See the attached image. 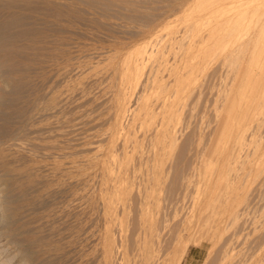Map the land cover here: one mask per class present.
I'll list each match as a JSON object with an SVG mask.
<instances>
[{
  "label": "rangeland",
  "instance_id": "374dc122",
  "mask_svg": "<svg viewBox=\"0 0 264 264\" xmlns=\"http://www.w3.org/2000/svg\"><path fill=\"white\" fill-rule=\"evenodd\" d=\"M53 1L68 12L60 24L52 19L49 25L62 53L55 58L61 57L67 71L61 75L48 65L47 74L58 79L46 76L40 94L61 91L40 95L41 102H51L39 101L38 112H44L30 119L37 125L27 121L18 127L25 140L18 137L20 156L34 163L40 159L36 164L80 161L59 180H67L69 170L74 180L84 179L55 195L65 197V205L52 206L53 196L46 209L25 216L22 228L64 247L62 261L57 251L58 257L40 253L41 259L49 264H264V0ZM49 83L53 88L45 86ZM52 97L62 110L53 107L58 103ZM49 109H54L51 116ZM49 118L59 122H52L51 130ZM39 121L47 126L39 127ZM57 147L61 160L53 151ZM80 201L84 206L77 209ZM7 227L0 226V249H5L0 260L17 250L12 264L37 258L28 249L31 243L22 240L24 230L12 222ZM92 229L97 239H91ZM86 237H91L89 247L82 242ZM6 239L15 246L6 248Z\"/></svg>",
  "mask_w": 264,
  "mask_h": 264
},
{
  "label": "bare ground",
  "instance_id": "6f19581e",
  "mask_svg": "<svg viewBox=\"0 0 264 264\" xmlns=\"http://www.w3.org/2000/svg\"><path fill=\"white\" fill-rule=\"evenodd\" d=\"M57 1V0H56ZM65 12V13H64ZM66 12H67V8H66V10L64 9V6H62V4L61 3H59V1H58V3H55L54 1H53V3H52V0H0V141L1 142H3V144L4 145H2V146H0V226H2L3 228H7L8 229V224H9V222L11 223H13L15 226H16V228L17 229H21L23 226H25V225H23L25 222H24V218H25V216L28 214V212H30L31 211V213H32V211L33 210H35V212H36V210L37 209H39V210H41L40 208H45V207H47V205H49V201H52V199H53V196H55L56 194H60L61 195V193L60 192H62L65 188H66V185H70V186H76L75 184H71V183H79L80 181L83 183V179H84V177H83V179L81 178H77V177H75V180H74V177L72 178V176L73 175H70V170H71V168L72 167H76L77 168V165H78V163L80 162V161H77V160H75V161H77V162H75V163H77L76 165H75V163L74 162H68V164H66L65 163V161H64V163L66 164V165H64V163H60V162H52L51 164H46V163H44V164H36V163H39V161H40V159L36 162V163H34L33 161L32 162H30L31 161V159H34V158H30L29 160L30 161H23V157H21L20 156V153H21V150H20V143H18V137H19V140H20V129L19 128H21V125H23V123H27V121H29V124L31 123L30 122V119H31V121H33L32 120V118L33 117H35V116H37L38 114H40V112L43 110L42 108H43V104H46V103H48V101L46 102V100H43L44 101V103L43 102H41L40 101V95H42V98L41 99H44L43 98V94L45 93V92H43V94H40V85H41V83L43 84V83H46L47 81H48V77H46V76H49L47 73V67H49L48 65H51V64H53L54 66H57V69L58 68H60V70H57L56 69V71H57V73L59 72V71H61L60 72V74L62 75H64V72L62 73V71H65V73H66V71L67 70H64V69H66L65 68V64H64V62L62 61V59L61 60H58V58L60 57H58V58H55V55L57 54H59V55H62V53H60L61 52V48H60V50H57V48H59V46L57 47V45L56 44H58L56 41H54L52 38L53 37H50V34H51V30H49L50 28H49V25L51 24V21H52V19H53V21H55L54 23H59V22H62V20L61 19H63V17L65 18L66 16H64L65 14H66ZM67 14H68V12H67ZM238 16V15H237ZM236 16V17H237ZM59 20H61V21H59ZM59 21V22H58ZM64 21V20H63ZM65 22V21H64ZM66 23V22H65ZM60 24V23H59ZM52 25V24H51ZM56 25V24H55ZM61 25H62V23H61ZM53 26V25H52ZM52 26H50L51 28H54V27H52ZM67 26V25H66ZM60 27V26H59ZM59 27H57V28H59ZM63 29V28H62ZM53 30V29H52ZM66 30V29H65ZM49 31H50V33H49ZM56 31V30H55ZM58 31V30H57ZM62 31V33H64V31L63 30H61ZM54 32V31H53ZM52 32V33H53ZM58 32H60V31H58ZM66 32V31H65ZM55 34V33H54ZM61 34V33H60ZM60 34H58V35H60ZM52 35V34H51ZM55 37H57L56 35H54ZM62 36H64V35H62ZM65 36H66V34H65ZM61 37V36H60ZM59 39V38H58ZM64 40H66L67 41V39H64ZM64 40H62V42L61 43H65V42H63ZM58 41V40H57ZM62 45V44H61ZM60 45V46H61ZM66 45V44H65ZM63 46V45H62ZM61 46V47H62ZM64 47V46H63ZM57 51H60L59 53L57 52ZM65 51V50H64ZM63 52V51H62ZM65 53V52H64ZM67 54V53H66ZM67 56V55H66ZM61 58V57H60ZM59 58V59H60ZM65 58V57H64ZM54 60V61H53ZM68 60V59H67ZM76 60V59H75ZM75 60H73V61H75ZM69 61V60H68ZM76 62V61H75ZM74 62V63H75ZM69 64V63H68ZM70 64H72V63H70ZM76 65V64H75ZM73 66V65H72ZM51 67V66H50ZM74 67H78V65L77 66H74ZM78 68H80V66L78 67ZM49 69V68H48ZM63 69V70H62ZM81 69V68H80ZM79 69V70H80ZM51 70V69H50ZM50 70H48L49 71V74H51V72L53 71V72H55L54 70H51V72H50ZM69 70V69H68ZM74 70V69H73ZM78 70V71H79ZM75 71H76V68H75ZM77 71V72H78ZM71 72V71H70ZM73 72V71H72ZM71 72V73H72ZM54 74H56V72L54 73ZM54 74H53V76H54ZM60 74H58V76H59V78H60ZM79 74L81 75L82 74V72L80 73L79 72ZM79 74H74V75H79ZM52 75V74H51ZM49 76V78H51L52 76ZM72 75V74H71ZM79 75V76H80ZM46 77V78H45ZM55 77H57L56 75H55ZM55 77L53 78L52 77V79L51 80H55ZM62 77V76H61ZM44 78L45 79H47V80H44ZM79 77H77V79H78ZM80 78H81V76H80ZM57 79H58V77H57ZM43 80L45 81V82H43ZM75 80H76V78H75ZM74 80V81H75ZM79 80V79H78ZM78 80H76V81H78ZM57 81V80H56ZM58 81H60V79L58 80ZM80 81V80H79ZM81 82V81H80ZM50 83H53L52 81L50 82ZM50 83L49 84H46L45 86L48 88V85H50ZM82 83V82H81ZM56 84V83H55ZM58 84V83H57ZM76 85H77V82L75 83ZM64 84H62L61 86H63ZM76 85L74 86V87H76ZM81 84H79V86H80ZM64 86H66V85H64ZM49 87H52L51 85L49 86ZM56 87V86H55ZM41 88H42V86H41ZM44 88V87H43ZM42 88V89H43ZM53 88V87H52ZM66 88V87H65ZM77 88H80V87H78L77 86ZM50 89V88H49ZM55 89V88H54ZM69 89V88H68ZM53 90V89H52ZM60 90V89H59ZM59 90H57L56 91V93H55V91H54V94H57V92L59 91ZM70 90V89H69ZM51 91V90H50ZM52 91V92H53ZM61 91V90H60ZM77 91H79V89H77ZM48 92H49V90H48ZM52 92H50V94H47V93H45L44 95H46L47 94V96L49 97V95H51V93ZM75 92H76V89H75ZM80 92V91H79ZM62 93H63V91H62ZM82 93V92H81ZM62 95V94H61ZM64 95H66V94H64ZM75 95H77V94H75ZM46 96V97H47ZM58 96H60V93L58 94ZM56 97V96H55ZM62 97V98H61ZM59 99H60V101L62 102V103H64V101H62L61 99H63V96H61ZM74 97V96H73ZM77 97V96H76ZM78 97H79V95H78ZM77 97V98H78ZM53 99H54V97H52ZM51 98V99H52ZM57 98V97H56ZM55 98V99H56ZM65 98L66 99H69V98H67V96H65ZM64 98V99H65ZM72 98V97H71ZM53 99H52V101H53ZM55 99H54V101H55ZM66 99H65V101H66ZM234 99H235V97H234ZM48 100V99H47ZM50 100V99H49ZM39 101L41 102V103H43L42 105H41V103H40V105L42 106V110L41 111H39L38 112V110L40 109V105H38L39 104ZM59 100H58V102H60ZM73 101H74V99H73ZM83 101V100H82ZM236 101V100H235ZM51 101H49V103H50ZM56 102V101H55ZM58 102H56V103H58ZM61 102H60V104H61ZM81 102V101H80ZM48 103V104H49ZM47 104V105H48ZM60 104L58 103V104H56V105H58V106H56L55 104L53 105V107L55 108V107H58L59 108V110H62V108H60L61 106H60ZM78 104V103H77ZM50 105V104H49ZM48 105V106H49ZM45 106V105H44ZM48 106H45V111H46V108L48 107ZM60 106V107H59ZM64 106V105H63ZM50 107V106H49ZM48 107V108H49ZM51 107H52V105H51ZM50 107V108H51ZM68 107V106H67ZM74 108H75V106H74ZM76 108H77V105H76ZM52 109V108H51ZM51 109H49V110H47V111H49V112H53V110H51ZM57 109V108H56ZM66 109V108H65ZM68 109H70V108H68ZM58 110V109H57ZM75 110V109H74ZM38 112V114L36 115V113ZM44 112V111H43ZM43 112H41V113H43ZM52 112L50 113V116H51V114H52ZM56 112V111H55ZM54 113V112H53ZM58 114L59 113H61L60 111L59 112H57ZM75 113H77V112H75ZM45 114H47L48 115V113H45ZM56 114V113H55ZM69 114V113H68ZM35 115V116H34ZM43 115V114H42ZM47 115H45V117H47L48 118V116ZM79 115V114H78ZM41 116V115H40ZM54 116H56V117H61V114L59 115V116H57V115H54ZM80 116H81V114H80ZM39 117V116H38ZM41 117H43V116H41ZM76 117V116H75ZM37 118V117H36ZM82 118V117H81ZM33 119H35V118H33ZM46 119V118H45ZM54 119V118H53ZM58 119V118H57ZM57 119H54L52 122H54L55 120L57 121ZM37 120H38V118H37ZM68 120V122H69V119H67ZM46 121V120H45ZM50 121V122H49ZM49 121L47 120V122H49L50 124L48 125V127L47 128H49V130H51L50 129V125L52 124V122H51V120H50V118H49ZM80 121V120H79ZM61 122V121H60ZM78 122V121H77ZM25 123V124H26ZM37 123H40V126L39 127H42L43 125L45 126L46 124H43L42 125V122L41 121H39V122H37ZM55 123V122H54ZM53 123V124H54ZM57 123H59L58 121L56 122V124ZM32 124V123H31ZM30 124V125H31ZM34 124H36V123H34ZM34 124H32V125H34ZM80 124V123H79ZM31 125V126H32ZM37 125V124H36ZM39 125V124H38ZM42 125V126H41ZM20 126V127H19ZM26 126V125H25ZM31 126L29 127L28 125H27V130H29V128H31ZM35 126V125H34ZM33 126V127H34ZM44 126L42 127V128H44ZM47 126V125H46ZM53 126V125H52ZM52 126H51V128H52ZM70 126H71V124H70ZM83 126V125H82ZM19 127V128H18ZM55 126H53V128H54ZM61 129H63L62 127H61V125L59 126ZM36 128H38L37 126H36ZM35 128V129H36ZM46 128V127H45ZM60 128H58V130L60 129ZM26 129V128H25ZM24 129V130H25ZM55 129H57V128H54L53 129V131L56 133L57 131H55ZM67 129V128H66ZM48 130V129H47ZM69 130L70 129H68V132H69ZM70 131H72V130H70ZM74 131H76V130H74ZM82 131V130H81ZM21 132H22V129H21ZM28 132V131H27ZM40 132V131H39ZM45 132H46V130H45ZM54 132H52L53 133V135H54ZM62 132H63V130H62ZM216 132V131H215ZM219 132V131H218ZM24 133V131L22 132V134ZM26 133V132H25ZM24 133V134H25ZM64 133V132H63ZM62 133V134H63ZM72 133V132H71ZM47 134H50V132L49 133H47ZM58 134H59V132H58ZM61 134V133H60ZM61 134V135H62ZM78 134V133H77ZM216 134V133H215ZM31 135H33V134H31ZM22 136V135H21ZM26 135H23L22 137H25ZM50 136V135H49ZM55 136H57V135H55ZM58 137V136H57ZM212 138H214V137H212ZM221 138V137H220ZM227 138V137H226ZM229 138V137H228ZM23 141H25L24 140V138H21ZM28 139V138H27ZM37 140H38V138H36ZM58 139V138H57ZM60 139H61V137H60ZM68 139V138H67ZM4 140V141H3ZM36 140V141H37ZM63 140V139H62ZM32 141V140H31ZM34 141H35V139H34ZM42 141V140H41ZM52 141V140H51ZM61 141V140H60ZM215 141V140H214ZM39 142V141H38ZM64 142V141H63ZM30 143H32L33 144V142H30ZM29 143V144H30ZM41 143H43V141L42 142H40L39 144L41 145ZM48 143V142H47ZM52 143V142H51ZM26 144H28L27 142L26 143H24V145H26ZM38 144V143H37ZM45 143H43L42 145L43 146H45L44 145ZM60 144V143H59ZM34 145V144H33ZM35 145H36V142H35ZM39 145V146H40ZM54 145H55V143H54ZM30 146V145H29ZM38 146V147H39ZM43 146H42V150L43 149H46V147L45 148H43ZM49 145H47V147H48ZM50 146L52 147L53 145L52 144H50ZM59 146V145H58ZM25 147H27V148H29L28 146H25ZM25 147H23V149L25 148ZM32 147V146H31ZM36 147H37V145H36ZM41 147V146H40ZM54 147V146H53ZM52 147V148H53ZM55 147H56V145H55ZM54 147V148H55ZM49 149H50V147H48ZM40 149V148H39ZM38 149V151H40ZM47 149L46 150V153L44 154L45 156L47 155L48 156V154L47 153H52V150L50 149ZM57 149H59V151L57 150V151H55L56 150V148H55V150H53L55 153H59L60 154V152H61V150H60V147H57ZM62 149V148H61ZM31 150H33V149H31ZM31 150H29V151H31ZM41 150V151H42ZM34 151V150H33ZM40 151V152H41ZM44 151V150H43ZM42 151V152H43ZM48 151V152H47ZM50 151V152H49ZM35 152V151H34ZM39 153V152H38ZM54 153V154H55ZM58 153L57 154H55V156L57 157V159L59 158L60 159V157H58L59 155H58ZM67 153V152H66ZM64 154H65V152H64ZM41 155V154H40ZM43 155V154H42ZM67 155V154H66ZM23 156H25V155H23ZM49 156H50V154H49ZM48 156V157H49ZM54 156V155H53ZM53 156H51L49 159L51 160V159H53V158H55V157H53ZM206 156V155H205ZM26 157V156H25ZM24 157V160H28V158L26 159ZM28 157H30V156H28ZM41 157H43V156H41ZM81 157V156H80ZM44 158V157H43ZM214 158V157H213ZM22 159V160H21ZM36 159V158H35ZM45 159V158H44ZM48 159V160H49ZM58 159V160H59ZM61 159H63L62 157H61ZM60 159V160H61ZM69 158H67V161H69L68 160ZM73 159V158H72ZM81 159V158H80ZM49 160V161H50ZM52 161V160H51ZM82 161H83V159H82ZM43 162H46V160H44ZM48 162V161H47ZM63 162V161H62ZM91 162V161H90ZM80 164H83V163H80ZM67 167H70V170H69V175L68 176H70L71 177V179H69L68 178V176H67V180H59V178L61 177V176H63V175H66L67 173V171H66V169H69V168H67ZM81 166H79V168H80ZM72 169H74V168H72ZM82 169V168H81ZM43 171H46V173L45 174H43L42 172ZM48 171V172H47ZM74 171V170H73ZM73 171L71 172V174L73 173ZM76 171V170H75ZM74 171V172H75ZM78 171V170H77ZM80 172H81V170H79ZM82 172H83V170H82ZM66 173V174H65ZM79 173V172H78ZM155 173V172H154ZM75 175L74 176H76V173H74ZM78 175V174H77ZM79 175H80V173H79ZM78 175V177H80ZM82 176V175H81ZM84 176V175H83ZM227 176V175H226ZM86 177H89L88 175H86L85 176V180H86ZM227 179V178H226ZM80 182V183H81ZM86 183V182H85ZM95 184H96V182H95ZM89 185V184H88ZM82 186H85V185H82ZM69 187V186H68ZM76 187H79V186H76ZM71 188V187H70ZM73 188V187H72ZM75 188V187H74ZM92 188V187H91ZM69 189V188H68ZM77 189V188H76ZM80 189V188H79ZM87 190V189H86ZM70 191H72V190H70ZM88 191V190H87ZM94 191V190H93ZM73 192L74 191H72L71 192V194H73ZM82 192V191H81ZM70 194V195H71ZM75 194H77V196H79L80 195V193H75ZM94 194H95V192H94ZM81 195H82V193H81ZM59 196V195H58ZM65 196V195H64ZM72 196V195H71ZM73 196H74V194H73ZM76 196V195H75ZM56 197V196H55ZM82 197V196H81ZM52 198V199H51ZM59 198H60V196H59ZM62 199H64L63 198V196L61 197ZM60 198V199H61ZM76 198V197H75ZM79 198V197H78ZM77 198V199H78ZM51 199V200H50ZM58 198L56 197V199H54V200H56L55 202H56V204H54V202H53V204H52V206H55V205H58L57 203L58 202H61L60 203V205L62 204V199H61V201H58V200H60V199H58ZM79 200V199H78ZM80 200H81V198H80ZM77 201V200H76ZM85 201H86V198H85ZM82 201H80V202H78V203H76V205H80V204H82L81 203ZM87 202V201H86ZM85 202V203H86ZM89 202V201H88ZM73 203V202H72ZM72 203H70V205L72 204ZM50 205H51V202H50ZM62 205H65L64 203L62 204ZM61 205V206H62ZM67 205H68V203H67ZM66 205V206H67ZM78 205V208L77 207H75V208H77V209H79L80 208V206ZM85 205H87L88 206V204H85ZM81 206H84L83 204L81 205ZM92 206V205H91ZM59 207V206H58ZM65 207V206H64ZM49 208V207H48ZM57 208V207H56ZM61 208V207H60ZM67 208H70L69 207V205H68V207ZM71 208H73V206L71 207ZM74 208V209H75ZM83 208H85V207H83ZM82 208V209H83ZM91 208V207H90ZM96 208V207H95ZM46 209V208H45ZM64 209V208H63ZM73 209V210H74ZM86 209H88L87 207H86ZM86 209H83V210H86ZM261 209V208H260ZM47 210H50V209H47ZM72 210V209H71ZM76 210V209H75ZM90 210V209H89ZM92 210H93V208H92ZM91 210V211H92ZM95 210V209H94ZM93 210V211H94ZM58 211V210H57ZM78 211V210H77ZM76 211V212H77ZM90 211V212H91ZM35 212H34V214H35ZM37 212H39V211H37ZM45 212H46V210H45ZM65 212L67 213V211L65 210ZM60 213V212H59ZM79 213H81V212H79ZM94 213V212H93ZM95 213H96V211H95ZM37 214V213H36ZM35 214V215H36ZM43 214V213H42ZM47 214V213H46ZM61 214H64V213H61ZM91 214H92V212H91ZM30 215V214H29ZM49 215V214H48ZM48 215H47V217H48ZM60 215V214H59ZM75 215V214H74ZM86 215H87V211H86ZM93 215H95V214H93ZM39 216H42V215H39ZM43 216H45V214L43 215ZM42 216V217H43ZM58 216V215H57ZM60 216H63V215H60ZM68 216V215H67ZM77 216V215H76ZM75 216V217H76ZM98 216V215H97ZM34 217V216H33ZM35 217H37V216H35ZM34 217V218H35ZM59 217V216H58ZM69 217V216H68ZM88 217V216H87ZM263 217V216H262ZM33 218V219H34ZM55 218V217H54ZM32 219V218H31ZM43 219H45V218H43ZM69 219V218H68ZM76 219H78V218H76ZM75 219V220H76ZM88 219H89V217H88ZM91 219V218H90ZM94 219V218H93ZM48 220V219H47ZM73 220H74V218H73ZM82 221H83V219H81ZM86 220V219H85ZM30 221V220H29ZM41 221V220H40ZM44 221V220H43ZM42 221V222H43ZM49 221V220H48ZM71 221V220H70ZM90 221V220H89ZM55 222V221H54ZM63 222V221H62ZM72 222V221H71ZM86 223V221H83V223ZM92 222H94V221H92ZM30 223V222H29ZM44 223V222H43ZM51 223H53L52 221H51ZM26 224V223H25ZM40 224V223H39ZM38 224V225H39ZM56 225H57V223H55ZM62 224V223H61ZM60 224V225H61ZM81 224V223H80ZM88 224V223H87ZM86 224V225H87ZM90 224V223H89ZM92 224V223H91ZM31 225V224H30ZM45 225V224H44ZM44 225H43V227H44ZM69 225V224H68ZM67 225V226H68ZM96 225V224H95ZM98 225V224H97ZM54 226V225H53ZM83 226H85V225H83ZM90 227H93V226H90ZM100 227V226H99ZM185 227H186V225H185ZM11 228V227H10ZM50 228H51V226H50ZM54 228V227H53ZM67 228V227H66ZM65 228V229H66ZM70 228H71V226H70ZM69 228V229H70ZM76 228V227H75ZM15 229V228H14ZM23 230H24V233H23V235H22V240L24 241V242H26V244L27 243H31V245L28 247V249H29V251H31L32 252V254L34 253V252H36L37 254V258H38V256H39V254L40 253H43V255L44 254H54V255H57V254H61V256H59V255H57V257L59 256L60 257V260L61 259H63V258H61L62 256H63V251H62V249L64 248V247H62V245H60V243H57V242H55L54 240H52V239H50V238H48L46 235L44 236V235H38L39 233H41V232H39V233H37V234H33L32 233V231L28 228V227H26L25 229L24 228H22ZM31 229H32V227H31ZM36 229V228H35ZM68 229V230H69ZM91 229V228H90ZM98 229V228H97ZM11 230V229H10ZM37 230V229H36ZM55 230H56V228H55ZM80 230H82V229H80ZM79 230V231H80ZM105 230H107L106 228H105ZM104 230V231H105ZM187 230V229H186ZM17 231V230H16ZM40 231H41V229H40ZM67 231V230H66ZM79 231H77L78 232V234H80L79 233ZM86 231V230H85ZM84 231V232H85ZM91 230H89V232H90ZM96 231V230H95ZM93 229H92V232H91V237H89V238H84V239H86L85 240V242L84 241H82L83 243H85L86 245L88 244V240L91 238V239H93L94 240V237L96 236L95 235V232ZM101 231V230H100ZM108 231V230H107ZM258 231V230H257ZM15 232V231H14ZM103 232V231H102ZM102 232H101V234H102ZM106 232V231H105ZM144 232V231H143ZM5 233V232H4ZM11 233V232H10ZM21 233V232H20ZM34 233H35V231H34ZM64 233V232H63ZM66 233V232H65ZM82 233V232H81ZM96 233H97V231H96ZM99 233V232H98ZM109 233V232H108ZM150 233V232H149ZM261 233V232H260ZM43 234V233H42ZM59 234V233H58ZM105 234H107V233H105ZM142 234V233H141ZM250 234V233H249ZM259 234V233H258ZM19 235V234H18ZM90 235V234H89ZM144 235V234H143ZM146 235V234H145ZM151 235V234H150ZM153 235H155V234H153ZM264 235V234H263ZM21 236V235H20ZM60 236V235H59ZM71 236V234L69 235V237ZM85 236H86V232H85ZM87 236H88V234H87ZM157 236V235H156ZM257 236V235H256ZM2 236L0 235V241L2 240V238H1ZM6 237V236H5ZM81 237H83V236H81ZM98 237V236H97ZM102 237V236H101ZM107 237H109V235H107ZM107 237L105 238V239H107ZM138 237V236H137ZM147 237V236H146ZM149 237V236H148ZM158 237V236H157ZM161 237H162V235H161ZM253 237V236H252ZM259 237H261V235L259 236ZM60 238V237H59ZM96 238V237H95ZM132 238V237H131ZM143 238V237H142ZM145 238V237H144ZM165 238V237H164ZM166 238H168V237H166ZM255 238V237H254ZM7 239H9V238H7ZM7 239H6V241H7ZM70 239V238H69ZM71 239H73V238H71ZM75 239V238H74ZM73 239V241H75ZM78 239V238H77ZM81 239V238H80ZM84 239H82V240H84ZM88 239V240H87ZM97 239V238H96ZM101 239V238H100ZM121 239V238H120ZM136 239V238H135ZM146 239V238H145ZM149 239V238H148ZM155 239V238H154ZM163 239V238H162ZM170 239V238H169ZM262 239V238H261ZM93 240L91 241V242H93ZM109 240V239H108ZM108 240H106L108 243H109V241ZM129 240V239H128ZM207 240V239H206ZM254 240V239H253ZM79 241V240H78ZM96 241V240H95ZM98 241V240H97ZM115 241V240H114ZM122 241H125L124 239L122 240ZM134 241V240H133ZM136 241V240H135ZM146 241V240H145ZM71 242V241H70ZM77 242V241H76ZM99 242V241H98ZM101 242V241H100ZM119 242V241H118ZM138 242V241H137ZM258 242V241H257ZM72 243V242H71ZM79 243V242H78ZM82 243V244H83ZM90 243V242H89ZM93 243H96V242H93ZM92 243V244H93ZM107 243V244H108ZM117 243V242H116ZM131 243V242H130ZM148 243V242H147ZM156 243V242H155ZM166 243V242H165ZM256 243V242H255ZM4 244V243H3ZM91 244V243H90ZM99 244V243H98ZM104 244H106V243H104ZM106 244V245H107ZM110 244V243H109ZM119 244V243H118ZM122 244H123V242H122ZM121 244V245H122ZM136 244V243H135ZM135 244H134V246H135ZM142 244H143V242H142ZM245 244V243H244ZM89 245V244H88ZM87 245V246H88ZM94 246V248H91V249H93V251H95L96 250V245L95 244H93ZM103 245V244H102ZM117 245V244H116ZM124 245H125V242H124ZM256 245V244H255ZM259 245H261V244H259ZM259 245H258V247H259ZM7 247L6 248H11V247H14L15 246V242L13 241V240H9V241H7V245H6ZM83 247L85 246V245H82ZM82 246H79V247H82ZM86 246V247H87ZM103 246H105V245H103ZM123 246V245H122ZM133 246V245H132ZM137 246H139V245H137ZM248 246V245H247ZM5 247V246H4ZM89 247V246H88ZM87 247V248H88ZM142 247V246H141ZM149 247V246H148ZM156 247V246H155ZM158 247H159V245H158ZM169 247V246H168ZM244 247V246H243ZM246 247V246H245ZM258 247H256V248H258ZM22 248V247H21ZM85 248V247H84ZM123 248V247H122ZM154 248V247H153ZM166 248V247H165ZM26 249V248H25ZM66 249V248H65ZM64 249V251H66ZM83 248H81V250H82ZM99 249V248H98ZM104 249H105V251H106V249H107V246H106V248L104 247L103 248V251H104ZM131 249H132V247H131ZM136 249V248H135ZM138 249V248H137ZM144 249V248H143ZM151 249V248H150ZM243 249V248H242ZM241 249V250H242ZM245 249V248H244ZM254 249V248H253ZM5 249H0V257H1V255H4L5 254V251H4ZM74 250V249H73ZM90 250V249H89ZM87 250L88 252H90V253H92V251L90 250ZM109 250V249H108ZM107 250V251H108ZM134 250V249H133ZM140 250V249H139ZM153 250H155V249H153ZM8 251H10V250H8ZM19 250H17L10 258H8L7 260H4V258H1V260L3 259V261H6V262H3V261H1L0 260V264H12V263H14L15 262V257L17 256V252H18ZM57 251V252H56ZM87 251H84L85 252V255H86V253H87ZM97 251H99V250H97ZM102 251V252H103ZM107 251H106V254H107ZM142 251V250H141ZM145 251V250H144ZM54 252H56L57 254H55ZM81 252H83V251H81ZM80 252V253H81ZM122 252H123V250H122ZM8 253V252H7ZM66 253V252H65ZM100 253H101V251H100ZM104 253V252H103ZM124 253V252H123ZM123 253H122V255H123ZM128 253V252H127ZM131 253V252H130ZM133 253V252H132ZM134 253H136V252H134ZM139 253V252H138ZM28 254V253H27ZM68 254V253H67ZM67 254H65V255H67ZM75 254V253H74ZM84 254V253H83ZM89 254V253H88ZM109 254V253H108ZM107 254V255H108ZM113 254V253H112ZM111 254V255H112ZM140 254V253H139ZM139 254H137L138 256H139ZM19 255V254H18ZM21 255V254H20ZM35 255V254H34ZM53 255V256H54ZM77 255V254H76ZM94 255H97L96 253L94 254ZM94 255H92V256H94ZM101 255V254H100ZM100 255H98V256H100ZM104 255H105V253H104ZM104 255H102L103 257H104ZM107 255H105L106 257H107ZM114 255V254H113ZM145 255V254H144ZM41 256H42V254L39 256L40 258L39 259H37L36 258V256L34 257L33 255H31V257L29 256H27V257H24V258H21L20 259V264H49V262H51V261H49V257H48V261L49 262H47L45 259H41ZM44 256H46V255H44ZM80 256V255H79ZM84 256V255H83ZM87 257L89 256L90 257V254L89 255H86ZM133 256V255H132ZM43 257V256H42ZM55 257V256H54ZM57 257H55V259L54 260H57L58 258ZM64 257V256H63ZM82 258V259H85V261H86V259L88 260L89 258ZM95 257V256H94ZM116 257H118V254H117V256ZM124 257V256H123ZM146 257H147V255H146ZM50 258H51V255H50ZM105 258V257H104ZM109 258V257H108ZM121 258V257H120ZM150 258V257H149ZM52 259V258H51ZM93 259V258H92ZM91 259V260H92ZM101 259V258H100ZM103 259V258H102ZM12 260H14V261H12ZM90 260V259H89ZM88 260V261H89ZM122 260H123V258H122ZM137 260V259H136ZM19 261V260H18ZM58 261V260H57ZM62 261V260H61ZM60 261V262H61ZM80 261V260H79ZM83 261V260H82ZM81 261V262H82ZM95 261V260H94ZM96 261H97V259H96ZM130 261V260H129ZM148 261V260H147ZM78 262V261H77ZM100 262V261H99ZM126 262V261H125ZM136 262V261H135ZM141 262V261H140ZM159 262V261H158ZM86 263V262H85ZM106 263H107V261H106ZM19 264V263H18ZM78 264V263H77ZM80 264V263H79ZM83 264V263H82ZM88 264H90V263H88ZM93 264V263H92ZM117 264H119L118 262H117ZM122 264V263H121Z\"/></svg>",
  "mask_w": 264,
  "mask_h": 264
}]
</instances>
